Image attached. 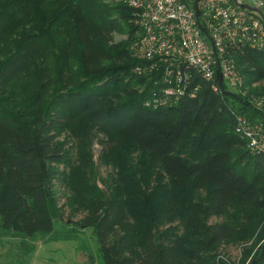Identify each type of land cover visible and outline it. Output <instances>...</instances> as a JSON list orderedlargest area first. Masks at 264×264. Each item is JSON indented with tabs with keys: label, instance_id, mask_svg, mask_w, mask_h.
Masks as SVG:
<instances>
[{
	"label": "trees",
	"instance_id": "obj_1",
	"mask_svg": "<svg viewBox=\"0 0 264 264\" xmlns=\"http://www.w3.org/2000/svg\"><path fill=\"white\" fill-rule=\"evenodd\" d=\"M10 2L0 0V32L5 21L22 19L18 4L26 2L15 9ZM59 5L69 9V52L76 48L79 67L62 75L52 99L44 83L30 102L15 87L38 53L39 32L11 54L0 47V237L54 233L70 188L82 215L73 225L93 230L100 264H232L221 250L250 242L244 261L264 264V152L236 132L239 115L264 122L252 101H264V86L252 88L264 83V52H232L246 96L216 93L195 75L196 95L156 107L163 72H136L139 28L125 0H29L27 7ZM50 17L49 24L60 18ZM68 129L83 143L77 155L60 139ZM96 142L106 163L119 156L121 166L129 163L105 190L87 155Z\"/></svg>",
	"mask_w": 264,
	"mask_h": 264
},
{
	"label": "built area",
	"instance_id": "obj_2",
	"mask_svg": "<svg viewBox=\"0 0 264 264\" xmlns=\"http://www.w3.org/2000/svg\"><path fill=\"white\" fill-rule=\"evenodd\" d=\"M238 1L260 12L232 0H125L139 28V38L131 47L141 61L136 72H163L166 88L155 100L156 107L196 95L200 85L194 83L195 75L221 95L241 87L243 79L232 52L244 47L264 52V0ZM259 104L264 105L263 100ZM236 132L248 140L253 152H264L263 123L239 115Z\"/></svg>",
	"mask_w": 264,
	"mask_h": 264
},
{
	"label": "rangeland",
	"instance_id": "obj_3",
	"mask_svg": "<svg viewBox=\"0 0 264 264\" xmlns=\"http://www.w3.org/2000/svg\"><path fill=\"white\" fill-rule=\"evenodd\" d=\"M26 5L18 0H11L10 9L16 5L22 6L20 22L15 26L9 20L3 23L4 30L0 32V47L5 46L6 54L15 52L21 45L22 40L34 31L39 32V49L34 60L26 73L20 76L15 87L22 96L24 102H30L35 94L41 89V83L45 86V100L52 99L53 95L61 88L62 75L75 74L79 67L76 48H69L71 28H73L68 8L43 6L38 9L29 8V0H23ZM111 3H122L123 0H109ZM253 4L251 1H247ZM13 11V10H12ZM264 12V9H263ZM54 13H59L60 18L49 24ZM48 21H44L46 17ZM45 28V29H43ZM126 39V35H115V41ZM69 58L71 59L69 61ZM64 73V67H68ZM76 74H79L78 71ZM67 75V74H66ZM244 83V82H243ZM264 86V83H255L252 88ZM241 86L234 92L244 96L250 91L249 87L242 89ZM263 98L252 99L257 109L264 112V105H260ZM264 102V101H263ZM263 123L264 122H259ZM61 140H67L75 155L79 153L83 145L81 139L75 137L71 130H66L61 135ZM87 155L90 157L92 177L97 187L105 190L104 181L110 179L113 174L121 173L123 167L129 165L128 161L119 156L117 159L109 158L106 163L101 158L103 147L97 142L88 144ZM61 206L64 208V216L59 220L56 230L52 234L38 235L34 238L17 236L0 237V264H100L96 256V236L92 229H78L73 223L79 221L82 215L74 213L73 193L70 188L65 191L61 198ZM213 221H219L214 219ZM252 242L241 246L224 247L220 256L230 259L232 264H248L244 261V253Z\"/></svg>",
	"mask_w": 264,
	"mask_h": 264
},
{
	"label": "water",
	"instance_id": "obj_4",
	"mask_svg": "<svg viewBox=\"0 0 264 264\" xmlns=\"http://www.w3.org/2000/svg\"><path fill=\"white\" fill-rule=\"evenodd\" d=\"M236 5H239V6H242L248 10H251V11H257V12H260V9L256 8V7H252V6H249L247 4H240L238 0H232ZM198 2V0H196V3ZM197 17H198V11H197ZM201 27V25H200ZM202 28V27H201ZM220 72V70H219ZM220 84L222 85V80H221V75H220ZM224 94L226 96H234V94L231 92V91H224ZM264 252V251H263ZM251 264H254V261L251 263Z\"/></svg>",
	"mask_w": 264,
	"mask_h": 264
}]
</instances>
